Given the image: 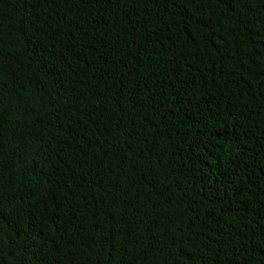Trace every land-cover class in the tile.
Returning a JSON list of instances; mask_svg holds the SVG:
<instances>
[{
  "label": "trees",
  "instance_id": "1",
  "mask_svg": "<svg viewBox=\"0 0 264 264\" xmlns=\"http://www.w3.org/2000/svg\"><path fill=\"white\" fill-rule=\"evenodd\" d=\"M0 264H264V0H0Z\"/></svg>",
  "mask_w": 264,
  "mask_h": 264
}]
</instances>
